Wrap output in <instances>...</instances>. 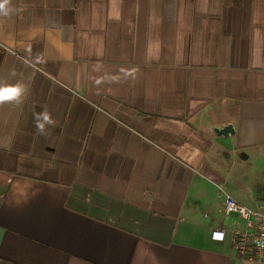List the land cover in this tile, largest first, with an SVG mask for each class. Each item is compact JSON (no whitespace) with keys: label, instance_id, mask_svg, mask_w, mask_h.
I'll list each match as a JSON object with an SVG mask.
<instances>
[{"label":"crops","instance_id":"1","mask_svg":"<svg viewBox=\"0 0 264 264\" xmlns=\"http://www.w3.org/2000/svg\"><path fill=\"white\" fill-rule=\"evenodd\" d=\"M10 7L0 77L28 93L0 105V264H259L224 199L264 189V0Z\"/></svg>","mask_w":264,"mask_h":264},{"label":"built area","instance_id":"2","mask_svg":"<svg viewBox=\"0 0 264 264\" xmlns=\"http://www.w3.org/2000/svg\"><path fill=\"white\" fill-rule=\"evenodd\" d=\"M224 212L227 216L237 214L244 221L243 228L237 227L231 230L233 250L244 261L264 264V191L259 194L258 202L254 207L226 193ZM213 237L223 240L225 230H215Z\"/></svg>","mask_w":264,"mask_h":264},{"label":"clouds","instance_id":"3","mask_svg":"<svg viewBox=\"0 0 264 264\" xmlns=\"http://www.w3.org/2000/svg\"><path fill=\"white\" fill-rule=\"evenodd\" d=\"M11 0H0V16L7 17L14 9L10 7ZM36 62H42V58L37 56ZM10 75H16L15 70H10ZM28 93L27 85L22 81H17L15 84L9 82L7 77H0V105L6 103L22 104ZM35 122L41 134H46V126L54 125L55 121L51 114L47 111L34 113Z\"/></svg>","mask_w":264,"mask_h":264},{"label":"water","instance_id":"4","mask_svg":"<svg viewBox=\"0 0 264 264\" xmlns=\"http://www.w3.org/2000/svg\"><path fill=\"white\" fill-rule=\"evenodd\" d=\"M213 130L216 134L228 137L230 135H233L236 131V128L232 122L225 124L223 126L216 125L213 127Z\"/></svg>","mask_w":264,"mask_h":264},{"label":"rangeland","instance_id":"5","mask_svg":"<svg viewBox=\"0 0 264 264\" xmlns=\"http://www.w3.org/2000/svg\"><path fill=\"white\" fill-rule=\"evenodd\" d=\"M262 191H264V189H262ZM262 191H261V192H262Z\"/></svg>","mask_w":264,"mask_h":264}]
</instances>
